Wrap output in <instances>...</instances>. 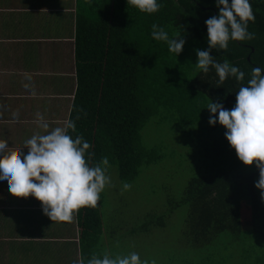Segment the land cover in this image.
<instances>
[{"label": "trees", "instance_id": "16d2710c", "mask_svg": "<svg viewBox=\"0 0 264 264\" xmlns=\"http://www.w3.org/2000/svg\"><path fill=\"white\" fill-rule=\"evenodd\" d=\"M157 13L139 11L127 0H78L76 22L77 92L71 116L76 131L91 145V165L107 157L126 182L135 181L144 165L162 158L158 149L144 147L142 132L150 120L167 109L184 129L196 126L202 173L189 180L171 211L189 206L185 225L189 244H208L186 264H264V199L255 187L259 169L244 165L226 140V129L210 126L209 98L231 109L236 92L247 86L253 67H264V0H250L254 34L246 41H229L228 50L213 49L217 62L225 59L244 73L243 81L228 77L222 84L211 68L198 71L196 49L205 50V21L218 15L215 0H159ZM186 43L176 56L151 36L152 25ZM103 198L95 207L77 211L82 258L102 256L105 230ZM165 215H149L142 228L166 227ZM132 233V232H130ZM217 241L211 251L210 244ZM225 241V242H223Z\"/></svg>", "mask_w": 264, "mask_h": 264}, {"label": "crops", "instance_id": "0c3cea01", "mask_svg": "<svg viewBox=\"0 0 264 264\" xmlns=\"http://www.w3.org/2000/svg\"><path fill=\"white\" fill-rule=\"evenodd\" d=\"M77 11L78 0H0V140L9 145L4 154H27L25 142L33 135L66 126L78 87ZM27 80L33 85L28 91ZM81 259L77 212L70 221H52L35 197H15L0 183V264Z\"/></svg>", "mask_w": 264, "mask_h": 264}, {"label": "clouds", "instance_id": "9594fccd", "mask_svg": "<svg viewBox=\"0 0 264 264\" xmlns=\"http://www.w3.org/2000/svg\"><path fill=\"white\" fill-rule=\"evenodd\" d=\"M139 11L153 14L161 8L159 0H127ZM219 9L205 21L207 44L205 50L196 49L198 71L207 74L214 68L222 84L228 77L243 81L245 73L229 60L217 62L213 49L227 51L229 41L251 40L254 34L248 30V22L255 21L250 0H215ZM151 36L156 41L166 42L168 50L178 56L186 40L176 35L170 37L163 27L153 24ZM27 80L26 91L32 87ZM209 125L219 123L223 126L226 140L236 152L238 159L247 166L259 169V179L255 187L261 190L264 199V67H253L247 86H241L236 92V103L231 109L224 107L219 100L209 102ZM38 120L43 121L39 116ZM47 129V123H41ZM69 130L76 131L74 120H68L65 127H55L42 135H33L25 142L28 151L4 154L9 148L6 140H0V183L15 197H35L42 204L43 213L52 221H70L73 214L83 207H95L100 194L111 185L107 174V157L95 166L90 161L93 153L88 152L91 145L82 136L73 137ZM131 185L123 184L128 190ZM80 264H149L141 259L137 252L127 255L110 256L108 253L92 255L81 259ZM155 264V261H152Z\"/></svg>", "mask_w": 264, "mask_h": 264}, {"label": "rangeland", "instance_id": "374dc122", "mask_svg": "<svg viewBox=\"0 0 264 264\" xmlns=\"http://www.w3.org/2000/svg\"><path fill=\"white\" fill-rule=\"evenodd\" d=\"M196 126L184 129L165 108L154 116L142 132L144 147L158 149L159 162L142 168L140 176L132 182L122 180L115 165L109 164L107 174L111 185L101 193L103 198L102 253L110 256L137 252L141 259L155 264H186L194 249L196 258L208 252V244H189L185 216L189 206L171 211L172 203L180 200L189 180L202 173V155L196 143ZM128 183L131 188L123 189ZM149 215H165L167 225L147 231L142 228ZM132 232V233H130ZM225 242V241H223ZM217 246L210 244L209 250Z\"/></svg>", "mask_w": 264, "mask_h": 264}]
</instances>
